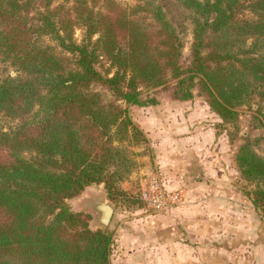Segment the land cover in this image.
Returning a JSON list of instances; mask_svg holds the SVG:
<instances>
[{
  "label": "trees",
  "instance_id": "16d2710c",
  "mask_svg": "<svg viewBox=\"0 0 264 264\" xmlns=\"http://www.w3.org/2000/svg\"><path fill=\"white\" fill-rule=\"evenodd\" d=\"M0 54L17 74L0 81L15 122L0 132V264H111L112 234L68 201L94 184L112 196L131 173L146 138L130 108L158 105V90L198 88L227 124L264 100V0H0ZM236 162L264 213V158L247 140Z\"/></svg>",
  "mask_w": 264,
  "mask_h": 264
},
{
  "label": "rangeland",
  "instance_id": "374dc122",
  "mask_svg": "<svg viewBox=\"0 0 264 264\" xmlns=\"http://www.w3.org/2000/svg\"><path fill=\"white\" fill-rule=\"evenodd\" d=\"M62 0H55L56 3ZM124 7H134L138 4V0H116ZM245 18H252L249 12H245ZM185 37V47L183 50V64L187 65L191 58L192 45V25L187 23V32ZM76 37L78 40L82 38V32L77 30ZM46 45L55 46L56 44L47 38L44 40ZM107 68L103 65L100 71ZM104 71V70H103ZM17 74L7 62L3 61L0 54V81L7 76L15 77ZM96 89L105 94V90L100 86ZM174 86H169L166 89L158 90L159 104L149 107H132L130 108V115L134 124L140 129L146 142H141L129 147V154L134 164L131 173L126 176L124 180L119 182L118 189L112 192L109 196L105 184H94L88 187L80 196L69 200L68 203L74 213L87 214L90 218L89 226L93 231L101 230L98 224V216L90 209V202L94 199H103L115 207V212L107 231L112 234L114 245L112 249L111 264L117 258V249L115 247L116 240L119 238L121 232L125 227H130L135 221L138 224L144 223L146 219L153 220L160 213H166L164 210L159 211L151 208L143 199L144 190L148 189L153 180H156L162 185L163 189L168 192H176L184 189L186 191V198L189 197V188L184 186V180L195 181L202 179H211V181L224 180L232 182L233 185L240 191L243 198L261 218V224L257 226L250 217L247 218V226H242L245 230L254 231L257 237L249 235L247 241L249 243H261L264 247V213L260 208H256L252 202V193L257 190V183H249L243 179L240 170L237 166L236 155L242 144L250 141L253 145V150L262 158H264V100L255 96L250 105L242 107L239 110V120L236 124L224 123L221 118L212 111L206 98L200 94L199 89H195L194 98L189 101H182L176 98L174 94ZM106 99H110L109 94H105ZM204 106L208 110L209 115L199 119L195 127L191 131L176 130L175 137L178 140L186 139L191 133L199 134L208 132L209 129L215 131V135L211 140V175L209 178L207 174L199 169L196 164L187 166L185 176L181 172L174 174V185L170 187L162 167L161 159H169L162 152V144L165 138V130L174 123L177 114L188 113L191 108L195 106ZM204 112V110H202ZM15 125L10 118L5 115H0V132L8 131ZM198 134V135H199ZM180 149H183L179 147ZM161 150V151H160ZM169 157V158H168ZM183 169V167H182ZM202 171V172H201ZM184 176V177H183ZM181 181H183L181 183ZM185 181V182H186ZM185 203V202H184ZM182 206V205H181ZM180 207V206H179ZM176 210V208H174ZM172 209V210H174ZM174 210V211H175ZM158 223V221H155ZM146 223V222H145ZM237 225L233 224V228ZM145 234V233H144ZM251 237V238H250ZM211 240V238H210ZM209 240V247L205 250L211 249V241ZM236 242L235 238H232ZM201 244V243H200ZM204 244V242H203ZM205 245V244H204ZM235 250H233L234 253ZM209 253H207L208 255ZM249 256H252L249 254Z\"/></svg>",
  "mask_w": 264,
  "mask_h": 264
},
{
  "label": "crops",
  "instance_id": "0c3cea01",
  "mask_svg": "<svg viewBox=\"0 0 264 264\" xmlns=\"http://www.w3.org/2000/svg\"><path fill=\"white\" fill-rule=\"evenodd\" d=\"M209 113L204 106L192 107L188 113L177 114L176 121L165 130L161 147L170 158L162 157L161 163L170 187L174 185V174L181 172L185 176L189 165L196 164L208 178L211 175L209 145L215 131L209 129L199 134L195 129L186 139L175 137L176 130L191 131ZM185 181L189 197L182 206L160 213L158 220L154 216V220L146 219L142 224L134 221L125 227L116 240L114 264H264L263 244L247 241L249 235L257 237L258 233L242 228H248V217L257 226L261 218L233 183L211 179ZM233 224L237 227L233 228ZM209 240L211 249L205 250Z\"/></svg>",
  "mask_w": 264,
  "mask_h": 264
},
{
  "label": "built area",
  "instance_id": "2783aa9c",
  "mask_svg": "<svg viewBox=\"0 0 264 264\" xmlns=\"http://www.w3.org/2000/svg\"><path fill=\"white\" fill-rule=\"evenodd\" d=\"M142 199L153 209L172 210L184 204L186 191L181 189L176 192H168L156 179L151 182L147 190H144Z\"/></svg>",
  "mask_w": 264,
  "mask_h": 264
},
{
  "label": "water",
  "instance_id": "95a60500",
  "mask_svg": "<svg viewBox=\"0 0 264 264\" xmlns=\"http://www.w3.org/2000/svg\"><path fill=\"white\" fill-rule=\"evenodd\" d=\"M90 209H86L93 211L98 216V224L103 232L107 231L109 224L112 221L115 207L103 199H94L90 202Z\"/></svg>",
  "mask_w": 264,
  "mask_h": 264
}]
</instances>
